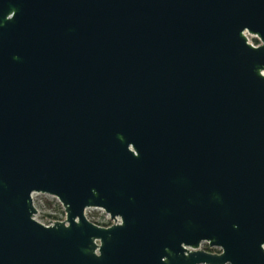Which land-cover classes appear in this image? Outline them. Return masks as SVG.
I'll return each mask as SVG.
<instances>
[{
  "label": "water",
  "instance_id": "95a60500",
  "mask_svg": "<svg viewBox=\"0 0 264 264\" xmlns=\"http://www.w3.org/2000/svg\"><path fill=\"white\" fill-rule=\"evenodd\" d=\"M0 264H264V0H0Z\"/></svg>",
  "mask_w": 264,
  "mask_h": 264
},
{
  "label": "rangeland",
  "instance_id": "374dc122",
  "mask_svg": "<svg viewBox=\"0 0 264 264\" xmlns=\"http://www.w3.org/2000/svg\"><path fill=\"white\" fill-rule=\"evenodd\" d=\"M46 201L49 202V205L46 204ZM33 205L37 210V218L42 219L44 214L48 213H58L59 207L55 204L53 198L43 194H33ZM86 217L89 220H94L97 222H104L107 221L106 216L101 212L99 209L90 208L85 211ZM204 243H201L199 248H204Z\"/></svg>",
  "mask_w": 264,
  "mask_h": 264
},
{
  "label": "built area",
  "instance_id": "2783aa9c",
  "mask_svg": "<svg viewBox=\"0 0 264 264\" xmlns=\"http://www.w3.org/2000/svg\"><path fill=\"white\" fill-rule=\"evenodd\" d=\"M247 41L249 43L253 44V45H258L259 44L258 40L255 39L254 37L250 36V35H247ZM51 198H53V197H51ZM32 200H33V194H32ZM53 200H54L55 204L59 207V212L58 213H55V214L54 213H52V214L48 213V214L44 215V217L42 219H38L36 217L37 214L34 215L35 220H37L38 222L42 223L43 225H50L54 221H59V220H62L64 218V212H63V209H62L61 205L58 203V201L55 198H53ZM94 209H96V208H94ZM101 212H103V211L101 210ZM36 213H37V210H36ZM103 214L106 216L107 221L98 222V223H105V224L108 223V225H109L111 223V220L109 219L107 214H105L104 212H103ZM213 249H216V248H213ZM216 251H218V250L216 249Z\"/></svg>",
  "mask_w": 264,
  "mask_h": 264
},
{
  "label": "trees",
  "instance_id": "16d2710c",
  "mask_svg": "<svg viewBox=\"0 0 264 264\" xmlns=\"http://www.w3.org/2000/svg\"><path fill=\"white\" fill-rule=\"evenodd\" d=\"M46 204L49 205V202L46 201ZM44 215H46V214H44ZM90 221H92L93 223H95L97 225H101V226H107L108 225V223L107 224H105V223H98V222H96L94 220H90ZM204 245L205 246H204L203 250H206V251H209V252H215L216 251V249L209 248V247H207L206 244H204Z\"/></svg>",
  "mask_w": 264,
  "mask_h": 264
}]
</instances>
